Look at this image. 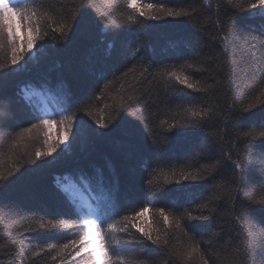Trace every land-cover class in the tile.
<instances>
[{"label": "snow or ice", "instance_id": "obj_1", "mask_svg": "<svg viewBox=\"0 0 264 264\" xmlns=\"http://www.w3.org/2000/svg\"><path fill=\"white\" fill-rule=\"evenodd\" d=\"M103 2L112 16L97 8L94 0H56L55 3L52 0H0V80L9 74V70L12 73L23 71L29 60H36V53L45 47L41 44L42 41L47 38L55 41L58 36L61 40H66L74 28L95 24L101 32L112 33L115 36L125 28L138 31L151 27L147 24L148 21H159L169 17L192 19L197 14L195 6L169 7L159 0L155 3L120 0V8L113 6L114 0H103ZM203 6L210 8L211 0H202L201 7ZM88 8H96L95 21H89L86 12L81 13V9ZM236 10L247 11L252 17L260 16L264 19V0H251L247 3L246 9L236 5ZM215 24L217 30L223 32L225 28L231 29L234 21L230 18L227 24H221L216 20ZM21 28L25 32L23 37L19 35ZM217 39L223 42L227 41L228 37L220 35ZM38 44L40 48H37ZM223 52H227L226 47L223 48ZM147 54L148 46L137 41L132 45L129 59L139 63L138 73L137 63H133L132 67L120 72L118 76L115 73L119 69L110 70L113 75L112 80L107 79L108 73L100 74L99 80L106 82L94 100L105 102L96 112L88 104L84 106L73 102L61 104L56 98H65L67 94L60 86L50 87L42 84L37 88L25 84L20 89L19 95L29 105L35 122L30 121V126L26 127L14 126L11 102L0 94V140H5L6 144V151L5 145L0 144V169L7 168L6 174L0 170V182L8 181L25 164L36 165L37 161L41 160L51 163L52 161L47 158L53 157L62 145V154L71 151L81 131L88 126V121L84 117L91 118L94 125L100 129H108L121 113L125 114L120 117L121 122H126L131 129L136 128L137 121L142 124L152 123L153 126L149 150L156 156V167L145 162L148 192L140 202L141 206L138 208L133 206L132 201L122 203L118 196V185L106 181L102 170L96 169L91 174L78 172L75 176H65L64 183L60 182V178L57 180L60 192L75 209L79 225L63 219H49L47 222L41 219L35 224L19 225L23 232L41 234L77 226L82 229V235L61 245L56 255L52 257L53 260L57 256H65L66 253L71 255L73 250L83 246L75 251V256H80L81 252L88 253L91 264H170V262L171 264H209V259L200 247L201 241L196 240L189 231L198 227L192 222L213 220L217 212L216 202L226 200L232 219L244 229L248 207L252 204L264 206V185H261L257 195L256 186L248 176L249 171L257 163L264 175V152L260 153L258 159H253L254 153H242L239 145L235 143L239 141L247 147L251 141L257 139L264 141V123L258 131H240L237 127L248 119L247 114L252 112L258 103H264V79L256 86L261 98L259 102L255 99L240 105L229 102L225 109V105L215 102L218 98L216 93L225 87V82L215 80L214 83H208L206 80L195 79L187 69H193L194 72L206 69L188 61L179 66L169 65L152 71ZM26 57L29 59L26 60ZM160 81L182 86L180 98L187 103L178 105L172 110L165 102L166 115L170 114L171 118L159 119L156 123L158 106L157 112L144 114L145 110L156 104L158 99L145 85ZM117 82L119 87L113 89ZM185 90L202 95L191 96ZM50 96L56 100L54 109L49 107ZM34 100H38V103H33ZM109 100L111 103L108 102ZM216 121L223 125L221 129L205 131L212 122ZM56 124L61 126L63 134L53 138L50 133ZM74 125L77 129L75 133ZM229 127L234 132V140L226 141L225 134ZM155 128H159L160 132H155ZM169 134H172L171 140ZM70 136L73 143H65ZM188 136L199 137L198 143L190 146L194 153L192 159H205L210 162L195 167L189 160L179 167H163L161 153L168 150V145L176 138ZM34 143L40 146L34 148L32 152L24 151ZM225 143H228L231 149H236L235 153L224 150ZM226 172L228 175L224 178ZM209 179L218 182L212 185L207 195H201L200 203L195 207H183V210H180L174 202L169 205L166 202L168 192H165L163 187L159 189L156 187L159 184L165 186L175 184L181 186L175 191L193 193L200 187V182ZM2 187L3 184L0 183V188ZM238 196L246 197L243 206H238ZM161 201H165V206H158ZM188 203H192L191 199ZM177 232L187 238L181 247H177L172 242ZM246 236L247 239L236 247L225 264H255V251L261 253L260 264H264V228L252 224L246 231ZM152 246L163 253L162 261H153L146 255V250ZM51 251V247L40 248L39 251H34L32 256Z\"/></svg>", "mask_w": 264, "mask_h": 264}, {"label": "trees", "instance_id": "obj_2", "mask_svg": "<svg viewBox=\"0 0 264 264\" xmlns=\"http://www.w3.org/2000/svg\"><path fill=\"white\" fill-rule=\"evenodd\" d=\"M53 3L56 0H52ZM96 7L105 11L109 16L113 14L104 7L103 0H94ZM157 0H141V3ZM169 7H190L197 8L194 18H165L159 21H148L151 27L142 28L138 31L127 28L120 31L118 35L105 34L95 24L85 27L74 28L68 34L66 40L52 41L47 38L42 41L45 47L36 53V60H29L25 70L9 74L0 80V94L11 102L13 111L14 126H30V121L35 122L29 105L21 98L19 91L22 85L32 84L39 87L46 84L50 87H62L66 92L65 98H56L61 104L73 102L79 106L91 105L94 112L103 107L105 101L94 100L103 89L106 81L99 80L102 72L108 73L107 79L112 80L110 70L119 69L115 75L127 71L133 63H139L129 59L132 45L137 41L148 46V62L152 65V71L164 68L169 65L179 66L185 61L191 62L205 71L194 72L187 69L195 79L206 80L214 83L215 80L225 82V87L217 91L216 103L225 105L235 103L237 105L252 102L254 99L259 102L257 84L264 79V19L260 16L252 17L247 11L237 12L236 5L245 9L251 0H211V6L201 7L202 0H159ZM219 5V7H217ZM113 6L120 8V0H114ZM255 11V10H254ZM87 13L89 21L97 19L96 8L81 9V13ZM234 21L231 29L225 28L223 32L217 30L216 20L221 24H227L229 20ZM220 35H226L227 41L217 39ZM227 52H223V48ZM40 48V44L37 45ZM35 53L36 50L34 49ZM26 60L29 58L26 57ZM23 63V62H22ZM19 67V66H17ZM128 79V78H126ZM149 87L157 103L145 110V115L157 112L159 108V119H170L166 115L165 102L175 110L178 105L187 103L180 98L182 86L178 84H166L163 81L153 82ZM119 87L117 82L114 88ZM191 96L202 94L191 93ZM70 98V100L68 99ZM53 100V109L56 106ZM111 103V101H108ZM200 103V101H196ZM111 111V110H106ZM83 115L82 113L80 114ZM121 113L116 120L110 124L108 129H100L94 125L89 117L88 126L84 128L71 151L62 154L61 149L47 158L51 163L44 160L37 161L36 165L25 164L19 172H16L8 181L0 182V264H91V257L88 253L81 252L75 256L73 250L71 255L57 256L56 251L63 243L82 235L80 227L71 229L53 230L41 234L40 232H23L20 224L37 223L39 220L47 222L49 219H63L66 222L79 225V220L73 206L60 192L53 179L56 174H68L75 176L78 172L87 174L93 173L96 169L102 170L106 181L118 185V196L122 203L132 201L133 206H141V201L148 192L145 177V162L156 167V156L149 150L152 143V123L142 124L137 121L135 129L128 127L126 122H121ZM248 119L244 120L237 127L240 131H258L264 123V103L247 114ZM108 117L106 116L105 119ZM151 119V117H150ZM223 125L219 122H212L205 131H217ZM94 129V130H93ZM18 130V129H17ZM76 125L73 132H76ZM160 132L159 128L154 129ZM226 141L234 140V132L231 127L225 134ZM172 139V134H169ZM199 137H180L168 145V150L160 155L162 166L165 168L184 165L191 161L192 165L198 167L200 164L210 161L205 159H192L191 145L198 143ZM72 144L71 136L66 141ZM239 150L254 153L253 159H258L261 152H264V141L257 139L251 141L245 147L239 141ZM5 145V140H0ZM38 143L30 144L24 151L32 152L39 147ZM224 150L235 153L228 143L223 145ZM199 151V149H197ZM55 157V159H54ZM7 173V168L0 169ZM150 170V169H149ZM228 173H224L226 178ZM249 179L256 186L257 195L261 185H264L259 163L249 171ZM218 181L211 179L200 182V187L193 193H181L175 189L179 185H157V189L163 187L168 192L166 202L170 205L173 202L183 210V207H195L201 202V195H207L212 185ZM171 190V191H169ZM191 199L192 203L188 201ZM238 206H243L246 197H237ZM158 206H165L161 201ZM217 212L211 221H193L198 225L197 229L189 230L195 239L201 241L200 247L209 264H225L226 260L233 254L237 246H240L247 239L246 231L255 224L258 228H264V206L252 204L248 207L245 228L241 229L235 223L228 212L226 200L216 202ZM22 209V211H20ZM151 218L149 214V219ZM139 223V221L137 222ZM17 233H21L17 235ZM187 238L177 232L173 238V244L181 247ZM210 241V243H209ZM51 247V252H41L38 256H32L34 251L40 248ZM146 255L153 261H162L163 253L150 247ZM255 264H260L261 253L254 252ZM171 264V262H170Z\"/></svg>", "mask_w": 264, "mask_h": 264}, {"label": "rangeland", "instance_id": "obj_3", "mask_svg": "<svg viewBox=\"0 0 264 264\" xmlns=\"http://www.w3.org/2000/svg\"><path fill=\"white\" fill-rule=\"evenodd\" d=\"M19 35L21 36V37H23L24 35H25V32H24V30H23V28H21L20 29V31H19ZM30 84V83H29ZM32 85V84H31ZM58 85H60V84H58L57 83V86ZM34 86V85H33ZM24 87V85H22L21 86V88H23ZM38 88V87H37ZM20 92V91H19ZM49 99H50V104H49V107L50 108H53V106H52V102H53V99H52V97L50 96L49 97ZM33 103H38V100H34L33 101ZM63 133H62V131H61V126L59 125V124H56V125H54L53 126V128H52V132L50 133V135L53 137V138H56V137H58V136H60V135H62ZM66 143V142H65ZM63 177L64 176H57V175H55V177H54V183H56L57 184V180H58V178H60V182L61 183H64V180H63Z\"/></svg>", "mask_w": 264, "mask_h": 264}, {"label": "bare ground", "instance_id": "obj_4", "mask_svg": "<svg viewBox=\"0 0 264 264\" xmlns=\"http://www.w3.org/2000/svg\"><path fill=\"white\" fill-rule=\"evenodd\" d=\"M56 175H57V176H61L60 174H56ZM65 176H69V175H64V177H65Z\"/></svg>", "mask_w": 264, "mask_h": 264}]
</instances>
